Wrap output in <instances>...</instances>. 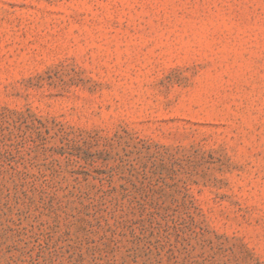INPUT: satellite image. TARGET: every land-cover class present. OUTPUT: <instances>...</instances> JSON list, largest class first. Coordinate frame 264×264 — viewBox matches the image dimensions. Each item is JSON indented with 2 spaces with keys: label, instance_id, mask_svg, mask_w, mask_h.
<instances>
[{
  "label": "rangeland",
  "instance_id": "obj_1",
  "mask_svg": "<svg viewBox=\"0 0 264 264\" xmlns=\"http://www.w3.org/2000/svg\"><path fill=\"white\" fill-rule=\"evenodd\" d=\"M0 264H264V0H0Z\"/></svg>",
  "mask_w": 264,
  "mask_h": 264
}]
</instances>
